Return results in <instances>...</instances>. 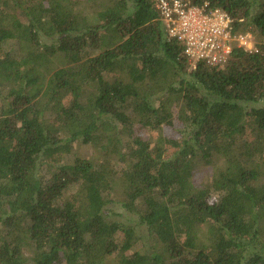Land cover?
Instances as JSON below:
<instances>
[{
    "label": "trees",
    "instance_id": "trees-1",
    "mask_svg": "<svg viewBox=\"0 0 264 264\" xmlns=\"http://www.w3.org/2000/svg\"><path fill=\"white\" fill-rule=\"evenodd\" d=\"M190 2L257 51L193 66L154 0H0V264H264V0ZM103 139L133 223L110 160L49 162Z\"/></svg>",
    "mask_w": 264,
    "mask_h": 264
},
{
    "label": "built area",
    "instance_id": "built-area-1",
    "mask_svg": "<svg viewBox=\"0 0 264 264\" xmlns=\"http://www.w3.org/2000/svg\"><path fill=\"white\" fill-rule=\"evenodd\" d=\"M168 38L182 47L189 64L200 62L222 67L228 60L233 44L248 52L257 51L249 34H232L229 15L219 9L191 4L190 0H154Z\"/></svg>",
    "mask_w": 264,
    "mask_h": 264
},
{
    "label": "rangeland",
    "instance_id": "rangeland-1",
    "mask_svg": "<svg viewBox=\"0 0 264 264\" xmlns=\"http://www.w3.org/2000/svg\"><path fill=\"white\" fill-rule=\"evenodd\" d=\"M245 34H249L254 47H258V44L262 42V39L259 35L253 34L251 32H246ZM178 128L176 127V130ZM166 128L162 130V134H167ZM171 133V131H170ZM156 135H152L151 139H155ZM76 157H84L88 158L94 163H100L104 159L110 160V164L113 166L116 172V182L117 185L114 187V192L112 194V202L107 204L106 209L108 210L109 217L116 219L122 223H133L134 215L129 214L123 207H121V199L122 192L120 187V170L122 164L118 162V156L115 153V148L113 147L112 141L109 139H103L102 141H94L90 143H83L81 141H75L67 151L55 153L49 158V162L51 164H58L61 162H72V160ZM222 159L215 158L212 163L200 165L194 176L191 179V187L196 188L200 187L202 184L208 182L215 168L222 166ZM124 233L119 231L116 233L117 241H120L123 238ZM143 243L141 245L140 241H138L135 247L132 250H143L149 242H153V240H149L147 238H143L141 240Z\"/></svg>",
    "mask_w": 264,
    "mask_h": 264
}]
</instances>
